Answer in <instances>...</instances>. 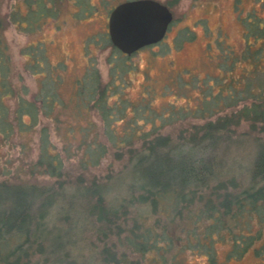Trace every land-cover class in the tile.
I'll return each mask as SVG.
<instances>
[{
  "label": "rangeland",
  "instance_id": "374dc122",
  "mask_svg": "<svg viewBox=\"0 0 264 264\" xmlns=\"http://www.w3.org/2000/svg\"><path fill=\"white\" fill-rule=\"evenodd\" d=\"M123 1L126 0H47L54 10L47 11L30 28L27 0H0V24L4 27L1 43L7 48L5 64L0 62V97L4 95L9 109L5 122L0 123V172L9 168L16 171L17 180L53 184L55 177L31 174L28 170L29 162L40 154L41 137L46 133L51 151L59 153L64 160L63 171L72 185L80 176L111 175L109 201L117 203L125 195L117 180L125 173L128 150L139 147L142 139L135 138L130 148H115L110 143L111 136H107L111 129L123 135L132 122L141 131L158 125L157 132L168 136L173 144L198 141L204 138L207 122L231 115L245 104L241 97L247 98V86L258 90L264 85L263 74L246 78L251 65L242 58L248 41L245 35L248 15L263 18L264 2L158 0L173 13L167 35L163 41L126 57L116 51L108 33L110 11ZM15 8L22 14L21 28L10 21ZM95 75L101 86L110 85L108 105L112 107V121L104 119L94 104L99 95L93 97V108L80 100V88L85 81L94 83ZM3 83L14 93L5 96ZM46 92L58 99L51 112L42 108L40 96ZM231 95H235L236 105L231 103ZM21 101L35 103L38 111L33 125L27 113L17 118ZM93 126L86 135L84 129ZM261 126L262 129L252 131L247 121L234 124L228 141L224 139L218 148L209 149L208 155L223 157L228 167L233 168L230 172L245 179V172L231 162L246 164L245 157L250 156L257 142L264 140V125ZM94 133L106 143L108 153L98 165L85 168L80 162L85 147L78 145L83 140L90 141ZM149 209L136 203L127 211L133 220H140ZM168 219V215L162 217L164 221ZM240 230L259 232L260 239L241 256H234L229 233L226 230L216 233L217 238L210 245L214 264H264V226L258 217ZM186 232L179 227L172 229L174 241L166 251L168 258L174 255L177 264H213L207 246L187 245ZM90 233V230L85 233L90 236L88 241L84 238L78 244V251L85 256L92 254L96 243ZM156 255L148 252L143 264H158Z\"/></svg>",
  "mask_w": 264,
  "mask_h": 264
},
{
  "label": "trees",
  "instance_id": "16d2710c",
  "mask_svg": "<svg viewBox=\"0 0 264 264\" xmlns=\"http://www.w3.org/2000/svg\"><path fill=\"white\" fill-rule=\"evenodd\" d=\"M27 5L30 28L47 11L54 10L47 0H27ZM248 17L245 32L248 41L242 58L251 65L246 78L252 79L255 75H264V17L258 18L256 14ZM10 19L15 26L22 27V14L16 8ZM3 30L0 24L2 65L7 54L5 44L1 43ZM95 76L93 85L89 80L80 88L79 94L83 95L80 94V100L93 108V97L99 95L94 104L104 119L112 121V107L108 105L111 88L108 83L101 86L99 77ZM2 87L5 96L14 93L6 84L3 83ZM246 90L248 96L241 97L245 99L241 108L206 123L204 138L208 143L202 138L176 145L168 136L157 132L158 125L141 131L133 122L122 132L123 135L112 129L107 131V136H111L110 143L119 149L130 148L135 138L142 139L139 147L128 150L125 173L117 180L125 189V195L117 203L109 201L111 175L80 176L72 185L63 171L64 160L59 153L51 151L47 135L43 134L40 154L29 162L28 170L31 174L55 177L53 184L17 180L16 171L9 168L0 172V264H143L148 252H156L158 264H177L174 255L168 258L166 252L174 241L171 232L176 227L187 230L188 246H207V255L213 264L215 257L210 245L217 238L215 234L224 230L234 245L231 255L241 256L260 239V233L251 230L246 233L240 227H247L255 216L264 226V140L257 142L250 156L245 157L246 164L237 160L231 162L236 169L245 172V179L230 172L233 168L228 167L223 157H216L214 153L210 156L208 152L211 148H218L224 139L228 141L231 126L242 120L247 121L252 131L262 129L264 85L258 90L249 85ZM87 94L89 99L85 98ZM3 97H0L2 125L9 110ZM230 99L233 105L237 104L235 95ZM40 100L42 108L49 112L58 101L54 94L47 92L40 96ZM123 102L125 107L127 101L124 99ZM20 105L16 110L17 118L27 113L33 125L38 111L35 103L21 101ZM202 110L206 111L203 107ZM217 110L211 109L212 112ZM93 128H85L84 133L90 134ZM81 146L85 149L80 162L85 168L98 165L108 153V147L99 139L98 133H94L90 141L79 143L78 147ZM136 203L150 208L140 220H133L127 211ZM165 215H168V221L162 220ZM189 223L192 224L190 227ZM87 230L96 240L89 256L78 251L80 240L90 239L85 234ZM80 257L83 258L79 261Z\"/></svg>",
  "mask_w": 264,
  "mask_h": 264
},
{
  "label": "water",
  "instance_id": "95a60500",
  "mask_svg": "<svg viewBox=\"0 0 264 264\" xmlns=\"http://www.w3.org/2000/svg\"><path fill=\"white\" fill-rule=\"evenodd\" d=\"M174 17L158 0H126L116 5L109 17L111 42L131 55L140 48L160 42Z\"/></svg>",
  "mask_w": 264,
  "mask_h": 264
},
{
  "label": "flooded vegetation",
  "instance_id": "af4514ba",
  "mask_svg": "<svg viewBox=\"0 0 264 264\" xmlns=\"http://www.w3.org/2000/svg\"><path fill=\"white\" fill-rule=\"evenodd\" d=\"M121 3V2H120ZM115 7V6H114ZM113 7V8H114ZM113 8L111 9V11L113 10ZM111 11H110V14H111ZM110 14H109V17H110ZM171 25V24H170ZM170 25H169V27H168V29H167V32H166V34H165V36L167 35V33H168V30H169V28H170ZM108 33H109V19H108ZM165 36H164V38H165ZM109 37H110V35H109ZM164 38L161 40V41H163L164 40ZM110 41H111V39H110ZM160 41V42H161ZM112 43V42H111ZM159 43V42H158ZM155 44H157V43H155ZM112 45H113V43H112ZM152 45H154V44H152ZM114 46V45H113ZM148 46H151V45H148ZM114 47H116V46H114ZM146 47V46H145ZM117 48V47H116ZM118 49V48H117ZM141 49V48H140ZM139 49V50H140ZM119 50V49H118ZM121 53H122V55H125V56H127V57H129V56H131V55H128V54H126V53H124V52H122L121 50H119ZM135 53V52H134Z\"/></svg>",
  "mask_w": 264,
  "mask_h": 264
}]
</instances>
